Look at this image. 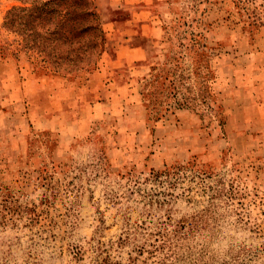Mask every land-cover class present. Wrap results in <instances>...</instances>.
Listing matches in <instances>:
<instances>
[{
  "label": "rangeland",
  "instance_id": "rangeland-1",
  "mask_svg": "<svg viewBox=\"0 0 264 264\" xmlns=\"http://www.w3.org/2000/svg\"><path fill=\"white\" fill-rule=\"evenodd\" d=\"M95 4L85 65L0 0V264H264V0Z\"/></svg>",
  "mask_w": 264,
  "mask_h": 264
},
{
  "label": "trees",
  "instance_id": "trees-1",
  "mask_svg": "<svg viewBox=\"0 0 264 264\" xmlns=\"http://www.w3.org/2000/svg\"><path fill=\"white\" fill-rule=\"evenodd\" d=\"M21 1L27 5L10 10L5 24L31 39L27 49H49L59 60L71 61L75 55L85 65L91 55H100L105 38L95 0Z\"/></svg>",
  "mask_w": 264,
  "mask_h": 264
}]
</instances>
